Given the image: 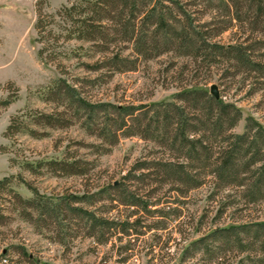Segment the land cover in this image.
Returning a JSON list of instances; mask_svg holds the SVG:
<instances>
[{"label": "rangeland", "instance_id": "374dc122", "mask_svg": "<svg viewBox=\"0 0 264 264\" xmlns=\"http://www.w3.org/2000/svg\"><path fill=\"white\" fill-rule=\"evenodd\" d=\"M80 1L0 0V103L10 100L8 106L0 107V181L9 178L13 190L0 193V262L33 264L26 255L34 264H214L211 252L195 253L189 245L220 228L264 222V202L248 203L245 188L238 184L218 187L211 174L197 188L173 185L171 180L159 184L154 176H148L151 170L140 167L157 161L180 165L183 160L178 152L140 136H121L113 143L91 135L83 127V113L73 117V110L67 111L48 95L54 82L61 79L90 103L150 107L180 104L176 95L184 88L199 85L212 95L211 87L216 86L219 98L242 113L231 134H243L249 119L264 127V16L251 0H176L190 4L185 8L198 35L225 51L232 50L226 56L212 55L216 60L206 66L174 52L144 59L128 42L112 45L104 54L91 43L67 40L63 25L55 23L51 15ZM164 3L178 14L174 4ZM176 17L186 22L185 17ZM38 19L42 21L41 34L36 28ZM43 47L47 50L45 60L39 56ZM237 51L247 64L236 59ZM115 54L123 58L120 68L107 62ZM98 62L101 68L95 70ZM145 107L135 115H141ZM61 111L65 121L59 128L44 127L33 118ZM14 116L23 132L7 137ZM212 145L214 153L218 152L220 140ZM63 159L82 161L85 174L68 177L54 174L46 166L34 172L24 166ZM192 168L193 175L205 172L202 165L192 164ZM205 169L211 170V166ZM28 185L50 198L94 196V205L78 206L119 221L133 213L129 222L136 227L131 236L107 235L109 239L101 243L98 230L90 237L92 230L74 226L72 237L61 245L51 227L41 224L36 216L31 220L19 213L23 208L14 194L32 198ZM119 185L135 192L148 211L110 202L120 193L112 187ZM227 256L221 264L242 262L240 253Z\"/></svg>", "mask_w": 264, "mask_h": 264}, {"label": "trees", "instance_id": "16d2710c", "mask_svg": "<svg viewBox=\"0 0 264 264\" xmlns=\"http://www.w3.org/2000/svg\"><path fill=\"white\" fill-rule=\"evenodd\" d=\"M165 1L174 4L178 14L174 15V11ZM251 2L257 12L264 16V0ZM186 6L190 4L176 0H81L62 6L51 17L55 23L63 25L67 40L91 43L92 48L104 54L109 52L112 45L128 42L132 44L135 53L144 59L174 52L176 56H187L200 65L211 66L216 56L232 53V50L225 51L198 35L200 33L193 26L194 19L186 11ZM177 15L185 17L186 22L183 23ZM36 28L41 34L40 19ZM191 35L197 38L192 39ZM46 51V47L39 51L42 60L47 59ZM234 54L239 62L247 64L241 52ZM212 55H216L215 58L212 59ZM107 62L112 67L120 68L123 58L115 54L107 58ZM99 64L100 62L96 63L98 67L95 70L101 68ZM48 96L59 106H65L67 111L73 110V117H81L80 114L83 113V127L91 135L105 141L113 140V143L121 136H140L178 152V158L183 160L180 165L157 161L140 167V170H151L148 176H154L155 182L159 184H168L171 180L173 185L197 188L205 183L207 174H211L218 187L227 189L238 184L245 188L244 196L248 203L264 202V127L249 119L243 134H231V130L242 119L240 109L234 104L224 102L221 97L209 95L199 85L180 91L176 95L180 104L156 103L150 107L144 106L146 110L139 116L135 115L136 112L144 107L87 102L80 97L75 87L61 79L54 82ZM9 104L10 100H4L0 107ZM64 113L38 114L33 118L37 124L55 129L64 126ZM18 120L17 116L11 119L7 137L23 132ZM217 140H220L219 151L214 153L212 144ZM192 164L202 165L205 172L193 175ZM24 166L31 172L46 166L50 172L68 177L86 172L80 160H51L39 163L38 167L29 163ZM210 166L211 170L206 171L205 168ZM9 182V178L0 181V193H13ZM28 186L34 194L32 198L24 199L14 194L23 208L19 213L31 220L36 216L41 224L51 227L56 236L55 241L61 245H66L67 238L72 237L74 226H85L92 230L89 232L90 237L96 236L95 232L98 230L100 235L97 238L101 243L109 239L105 237L107 235L112 237L113 234L121 233L131 236L130 233L136 227V224L129 222L133 213L119 221L100 217L78 206L81 203L94 205L97 202L94 196L58 195L50 198L40 195L36 189ZM112 188L120 193L116 198H111L110 202H120L128 207L148 211V205L139 201L135 192H128L121 185ZM153 204L156 206L158 202ZM110 212L111 210L108 211ZM188 249L195 253L211 252V261L214 264H221L223 258L231 253H240L243 256L241 264H264V222L217 229L192 242ZM24 256L34 264L32 258Z\"/></svg>", "mask_w": 264, "mask_h": 264}, {"label": "water", "instance_id": "95a60500", "mask_svg": "<svg viewBox=\"0 0 264 264\" xmlns=\"http://www.w3.org/2000/svg\"><path fill=\"white\" fill-rule=\"evenodd\" d=\"M210 93H211L214 97L219 98V93H218V91H217V87H216V86H212V87H211Z\"/></svg>", "mask_w": 264, "mask_h": 264}, {"label": "built area", "instance_id": "2783aa9c", "mask_svg": "<svg viewBox=\"0 0 264 264\" xmlns=\"http://www.w3.org/2000/svg\"><path fill=\"white\" fill-rule=\"evenodd\" d=\"M0 264H9L7 259H2Z\"/></svg>", "mask_w": 264, "mask_h": 264}]
</instances>
